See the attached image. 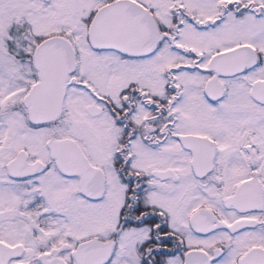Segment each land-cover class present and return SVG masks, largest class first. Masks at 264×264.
<instances>
[{"label": "snow or ice", "instance_id": "6c2138e0", "mask_svg": "<svg viewBox=\"0 0 264 264\" xmlns=\"http://www.w3.org/2000/svg\"><path fill=\"white\" fill-rule=\"evenodd\" d=\"M0 264H264V0H0Z\"/></svg>", "mask_w": 264, "mask_h": 264}]
</instances>
